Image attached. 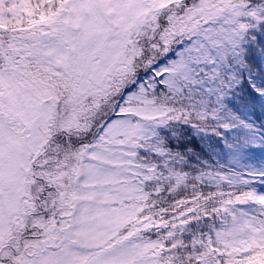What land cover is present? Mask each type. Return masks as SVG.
I'll list each match as a JSON object with an SVG mask.
<instances>
[{
	"label": "snow or ice",
	"instance_id": "obj_1",
	"mask_svg": "<svg viewBox=\"0 0 264 264\" xmlns=\"http://www.w3.org/2000/svg\"><path fill=\"white\" fill-rule=\"evenodd\" d=\"M0 264H264V0H0Z\"/></svg>",
	"mask_w": 264,
	"mask_h": 264
}]
</instances>
